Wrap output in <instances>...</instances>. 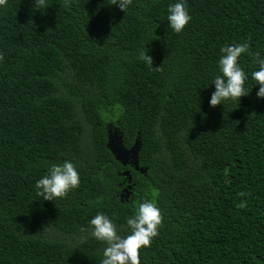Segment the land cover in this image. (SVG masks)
<instances>
[{"label":"trees","instance_id":"1","mask_svg":"<svg viewBox=\"0 0 264 264\" xmlns=\"http://www.w3.org/2000/svg\"><path fill=\"white\" fill-rule=\"evenodd\" d=\"M173 2L0 5V264H100L105 244L81 229L102 212L127 235L143 200L162 220L140 264H264V98L251 77L264 0H186L180 33ZM235 43L248 44L249 93L209 106L220 48ZM113 129L138 140L144 172L114 159ZM64 160L80 183L44 200L35 181Z\"/></svg>","mask_w":264,"mask_h":264},{"label":"clouds","instance_id":"2","mask_svg":"<svg viewBox=\"0 0 264 264\" xmlns=\"http://www.w3.org/2000/svg\"><path fill=\"white\" fill-rule=\"evenodd\" d=\"M36 3L37 0H34V5ZM130 3L131 0H112L111 5L124 12ZM4 4L5 0H0V5ZM190 19L186 0H175L168 4L166 20L173 32L180 33ZM247 49V43L227 44L220 48L222 55L217 61L220 75H215L212 79L214 90L208 99L209 106L223 105L229 99L238 101L249 93L245 87L248 75L238 63L239 57ZM138 56L146 64L152 65V57L147 48L140 51ZM257 63L259 67L251 73V77L256 82L255 85H259L255 93L259 99L264 98V58H258ZM79 183L80 174L76 166L72 161L64 160L60 164H51L47 172L35 181V188L44 200L52 201L54 198H63L69 190L78 187ZM161 220L157 205L152 200H143L134 214L126 217V224L130 229L127 235L122 236L113 221L102 212H97L88 221L89 229H81V232L105 244L100 264H140L138 250L142 246H149L151 239L157 235ZM80 238L84 239L85 236Z\"/></svg>","mask_w":264,"mask_h":264},{"label":"water","instance_id":"3","mask_svg":"<svg viewBox=\"0 0 264 264\" xmlns=\"http://www.w3.org/2000/svg\"><path fill=\"white\" fill-rule=\"evenodd\" d=\"M105 146L111 152L114 159L120 162L121 165L130 164L135 170L144 172L145 167H139L137 165L138 141L136 139L131 145L126 147L122 143V138L119 132L114 129L107 130ZM121 174L126 175L129 181L130 176L127 170L122 171ZM120 195H123V193H120Z\"/></svg>","mask_w":264,"mask_h":264}]
</instances>
